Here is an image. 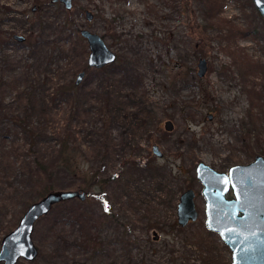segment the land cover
I'll return each instance as SVG.
<instances>
[{
	"label": "rangeland",
	"instance_id": "374dc122",
	"mask_svg": "<svg viewBox=\"0 0 264 264\" xmlns=\"http://www.w3.org/2000/svg\"><path fill=\"white\" fill-rule=\"evenodd\" d=\"M213 1L209 19L204 0H0V250L50 192L35 160L57 171L55 190L87 194L41 217L38 256L16 264H232L206 227L197 167L229 173L264 157V15L253 0ZM84 28L116 62L88 66ZM64 141L69 169L54 150ZM189 189L199 216L183 226Z\"/></svg>",
	"mask_w": 264,
	"mask_h": 264
},
{
	"label": "water",
	"instance_id": "95a60500",
	"mask_svg": "<svg viewBox=\"0 0 264 264\" xmlns=\"http://www.w3.org/2000/svg\"><path fill=\"white\" fill-rule=\"evenodd\" d=\"M62 3L66 9L73 7L74 0H53ZM258 11L264 15V0H253ZM88 21L94 14L86 10ZM90 48L88 66L102 68L116 62L118 55L106 43L104 37L89 29H81ZM20 42L24 36L15 35ZM198 75L203 77L208 70V63L201 58L198 63ZM85 71L77 75L76 85L83 82ZM153 151L162 156L157 145ZM197 176L203 183V195L206 199V227L217 232L232 251V264H264V157L257 156L249 164L233 166L229 173L220 172L200 162ZM233 190L234 198L228 199L226 194ZM78 198L85 200L87 194L81 190L50 191L39 201L27 208L18 226L4 236L0 250V262L16 264L20 258L34 260L39 253L32 234L36 222L47 215L52 207L60 202ZM178 222L187 225L197 220L199 212L195 203V191L189 189L180 198Z\"/></svg>",
	"mask_w": 264,
	"mask_h": 264
},
{
	"label": "trees",
	"instance_id": "16d2710c",
	"mask_svg": "<svg viewBox=\"0 0 264 264\" xmlns=\"http://www.w3.org/2000/svg\"><path fill=\"white\" fill-rule=\"evenodd\" d=\"M204 2L206 4V11L205 12H206L207 18H209L208 16H210V14L216 13V12L218 13L219 12L220 8L217 7L216 2H214L213 0H204ZM215 8H217V10ZM214 15L215 14H213L212 17ZM24 128H25V130L28 133V136H29V138H30V140L32 142V145L34 146V144H37L36 143V140L38 141V139L40 137L37 136V134L33 130L29 131L28 128H26L25 126H24ZM66 148H67V144H66V141H64L62 143V145L59 147L58 150H56V149H54V150L56 151L58 158L61 160V162L63 164V165H61V164L60 165L61 166H64L65 168H68L69 169L70 167L66 166V160L69 159L70 157L67 155L68 152H67ZM66 152H67V154H66ZM43 159H45V158H41V159L35 160V164L36 165H35V169L33 171L34 173L31 174V175L33 176L34 174H38V177L40 179L46 180V182L48 184V185H46L47 189H49L50 191H54L55 190L54 189V186H52L48 182L50 181V179L57 177V171H55V170H48L49 169V165L47 163L49 161L47 159V162H45V161H43ZM43 174H46V176H43ZM82 186H84V185H82ZM85 187H87V186H84V188ZM63 204H66L67 205V202H62V203H59L58 205L60 206V205H63Z\"/></svg>",
	"mask_w": 264,
	"mask_h": 264
},
{
	"label": "flooded vegetation",
	"instance_id": "af4514ba",
	"mask_svg": "<svg viewBox=\"0 0 264 264\" xmlns=\"http://www.w3.org/2000/svg\"><path fill=\"white\" fill-rule=\"evenodd\" d=\"M118 59V58H117ZM86 72V71H85ZM231 194V196H229L228 194ZM195 197H196V193H195ZM226 197L228 198V199H233L235 196H234V192H233V190L231 189V190H229L228 191V193L226 194ZM39 254V253H38Z\"/></svg>",
	"mask_w": 264,
	"mask_h": 264
},
{
	"label": "snow or ice",
	"instance_id": "6c2138e0",
	"mask_svg": "<svg viewBox=\"0 0 264 264\" xmlns=\"http://www.w3.org/2000/svg\"><path fill=\"white\" fill-rule=\"evenodd\" d=\"M107 210V209H106Z\"/></svg>",
	"mask_w": 264,
	"mask_h": 264
}]
</instances>
